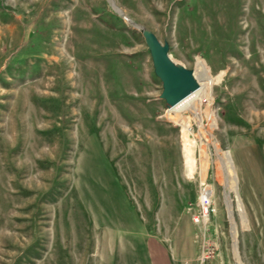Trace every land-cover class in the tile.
<instances>
[{
	"label": "rangeland",
	"instance_id": "rangeland-1",
	"mask_svg": "<svg viewBox=\"0 0 264 264\" xmlns=\"http://www.w3.org/2000/svg\"><path fill=\"white\" fill-rule=\"evenodd\" d=\"M148 36L206 84L228 185L204 127L168 110ZM263 143L264 0H0V264H148L154 242L174 264H237L225 197L240 263L264 264V204L234 157Z\"/></svg>",
	"mask_w": 264,
	"mask_h": 264
},
{
	"label": "bare ground",
	"instance_id": "bare-ground-1",
	"mask_svg": "<svg viewBox=\"0 0 264 264\" xmlns=\"http://www.w3.org/2000/svg\"><path fill=\"white\" fill-rule=\"evenodd\" d=\"M125 19L127 21H129V19L127 17H125ZM148 40L150 41V43H152L154 45V51H156V59H163L169 63H171V61L167 60L166 59V55L163 53L162 54V50L160 49L159 45L154 41V39H152L150 36H148ZM158 50V51H157ZM49 59V58H48ZM53 60V59H52ZM56 61V60H54ZM58 62V61H57ZM45 63V62H44ZM50 65V64H49ZM200 65H198V73H200ZM44 75V74H43ZM48 77V76H47ZM69 78V77H68ZM47 79V78H46ZM70 79V78H69ZM49 80V79H48ZM47 81V80H46ZM74 83V82H73ZM188 83V81H187ZM211 83V82H210ZM206 84H201V85H198L197 87L193 88L190 90V92L188 94H186L185 96H183L181 99H179L178 101L174 102L173 104H171L169 106V111H179V110H186V109H189V111L192 112V115L193 117H195L197 119V121L200 123V126L202 127L203 125L201 124V116L199 115L200 112L198 111V106L195 105L196 104V96H197V93L200 91L199 89H204V86ZM46 86V85H45ZM50 86V85H49ZM36 87V86H35ZM47 87V86H46ZM191 87V86H190ZM48 89V87H47ZM54 89V88H53ZM39 92V90H38ZM45 93V92H44ZM47 93V91H46ZM43 99V98H42ZM195 105V106H194ZM187 122V121H186ZM183 127H185L186 129L189 128V125L188 124H184ZM204 129H205V133H207V136L209 137V140L211 141L212 143V146H213V150H214V153L216 154V161L218 163V169H219V173H220V176H221V179H223V182L225 183V186L228 185V175L226 173V168H225V162H224V157H223V154H222V151L218 145V142L216 140L213 139L211 133L205 128V126H203ZM110 134V133H109ZM111 136V135H110ZM115 145V144H114ZM189 141L187 140V138L185 137L184 138V143H183V148H182V151H183V156L186 160V169H185V172H186V175H190L191 174V166H190V148H189ZM114 158V157H113ZM192 158V157H191ZM204 184H201L200 186H203ZM212 194V191L205 187L201 190L200 194H199V203L201 204V206L203 207V215H205L206 211L204 210L205 209V205L209 203V197L210 195ZM226 203V209H227V212H228V217H229V220H230V233H231V237H232V240H233V253H234V257L237 261V264H241L240 261H239V258L237 256V251H236V244H235V238H236V228H235V225H234V222L232 220V210H231V202L229 199H227L225 197V201ZM194 219L197 220V217L194 216ZM103 223V222H102ZM105 225V224H104ZM99 226V225H98ZM106 227V226H105ZM103 228V227H102ZM109 228V227H108ZM96 229V228H95ZM114 230H112L113 232ZM108 232V231H107ZM107 236V235H106ZM108 238V237H107ZM117 238V236H116ZM116 244V243H115ZM118 245V244H117ZM116 245V246H117ZM118 248V247H116ZM119 251V249H117ZM83 253V252H82ZM83 256H84V253H83ZM82 256V257H83ZM81 264V263H80Z\"/></svg>",
	"mask_w": 264,
	"mask_h": 264
},
{
	"label": "crops",
	"instance_id": "crops-1",
	"mask_svg": "<svg viewBox=\"0 0 264 264\" xmlns=\"http://www.w3.org/2000/svg\"><path fill=\"white\" fill-rule=\"evenodd\" d=\"M233 166L234 176L237 178ZM234 157H237V171L239 172L240 186L243 192L250 195V199L255 197V201L260 204H264V143L260 147H249L247 149H239L235 151ZM254 199V198H253ZM262 202V203H261ZM257 205V204H256ZM260 210V208H255ZM151 242H148V246ZM153 246H158L156 252L154 250L148 251V264H174L172 256L166 250L164 251L163 257H158L157 254L161 255L162 247L158 243H153ZM164 249V248H163ZM158 250V252H157ZM161 252V253H160ZM172 257V258H171Z\"/></svg>",
	"mask_w": 264,
	"mask_h": 264
},
{
	"label": "water",
	"instance_id": "water-1",
	"mask_svg": "<svg viewBox=\"0 0 264 264\" xmlns=\"http://www.w3.org/2000/svg\"><path fill=\"white\" fill-rule=\"evenodd\" d=\"M162 50L165 52L164 49ZM153 58L166 86L165 96L168 100V105L173 104L190 92L191 87L187 83L188 78L181 75L172 63L163 59H156L154 56Z\"/></svg>",
	"mask_w": 264,
	"mask_h": 264
}]
</instances>
